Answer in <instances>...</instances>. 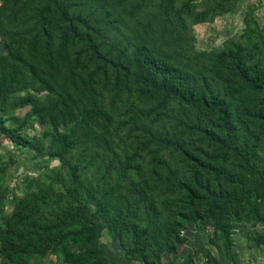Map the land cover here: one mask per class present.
I'll return each instance as SVG.
<instances>
[{"label":"rangeland","instance_id":"obj_1","mask_svg":"<svg viewBox=\"0 0 264 264\" xmlns=\"http://www.w3.org/2000/svg\"><path fill=\"white\" fill-rule=\"evenodd\" d=\"M61 1L70 17L79 15L101 29L102 50L115 58H128L143 44L225 89L232 71L216 63L214 54L241 44L255 63L264 53V0H192L194 14L185 15L183 25L162 0ZM184 1L176 0L177 6ZM41 8L35 0H0V117L35 143L20 149L0 133V264H149L109 234L96 199L120 212L127 224L145 225L142 207L132 208L141 185L159 210L178 213L168 180L182 168L181 157L165 142L187 141L184 125L197 114L174 104L157 105L133 88L131 95L121 91L125 78L119 75V87L114 72L105 79L81 35L72 33L61 47L60 33L68 23L60 13L50 18L51 37L45 36ZM195 12L205 21L195 23ZM250 129L264 138V126ZM59 135L76 141L62 157L54 156ZM69 164L77 165L74 181ZM87 190L95 199L83 196ZM29 195L37 211L43 207L36 217L61 228L36 251L23 247L18 263L12 262L2 250L25 241L12 218ZM82 227L92 232V240L70 231ZM176 231L175 250L161 256L162 264H264V221L249 214L235 224L229 251L215 235L212 218L187 221ZM123 232L131 238L127 227ZM147 258L153 259L151 250Z\"/></svg>","mask_w":264,"mask_h":264},{"label":"trees","instance_id":"obj_2","mask_svg":"<svg viewBox=\"0 0 264 264\" xmlns=\"http://www.w3.org/2000/svg\"><path fill=\"white\" fill-rule=\"evenodd\" d=\"M35 1L42 5L39 16L45 36L51 37L47 27L50 18L60 13L68 23L60 33L61 47L67 46L72 33L81 35L98 64L97 71L105 79L114 72L117 75L114 86L119 87V75L125 78L126 86L120 88L121 91L127 90L131 95L133 88L157 105L174 104L197 114L194 122L184 125L187 141L165 142L181 157L182 168L173 170L168 180L175 189L178 213L173 214L170 208L169 212L159 210V202L154 201L141 185L137 186L140 199L135 200L132 208L139 210L142 207L145 225L127 224L120 212L96 199L97 211L106 220L109 234L119 240L127 252L145 257L149 264H162L161 256L175 250L176 230L187 221L207 218H212L215 235L229 251L232 231L244 214L264 221V138L250 129V125L264 126V53L255 63L251 62L252 56L246 46L241 44H233L214 54L216 63L228 66L232 71L228 84L231 89H225L207 75L181 68L143 44L135 46L130 58L120 55L115 58L109 51L102 50L101 29L89 26L79 15L70 17L61 0ZM162 1L166 11L173 12L181 25L185 24V15L191 16L196 8L192 0L184 1L180 7L176 0ZM195 13V23L205 21L202 12ZM80 27L85 32H80ZM236 106H240V110H236ZM239 125L243 132H240ZM0 133L17 148L35 147V143L17 129L6 126L1 117ZM58 139L54 156L62 157L76 145V141L63 135ZM68 168L70 177L76 180L77 165L69 164ZM83 196L95 199L90 190ZM32 198L34 195L21 200L13 214L12 220L25 232V241L8 244L2 250L6 259L12 262H17L16 254L21 253L23 247L36 251L45 238L61 228L59 221L50 226L36 217L43 207L37 211L39 205L31 202ZM126 227L130 239L124 237ZM70 231L86 240L93 239L87 228ZM150 250L153 259L148 260Z\"/></svg>","mask_w":264,"mask_h":264}]
</instances>
